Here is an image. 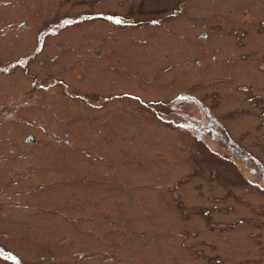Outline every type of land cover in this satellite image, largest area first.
I'll list each match as a JSON object with an SVG mask.
<instances>
[{"label":"rangeland","instance_id":"374dc122","mask_svg":"<svg viewBox=\"0 0 264 264\" xmlns=\"http://www.w3.org/2000/svg\"><path fill=\"white\" fill-rule=\"evenodd\" d=\"M0 246L264 264V0H0Z\"/></svg>","mask_w":264,"mask_h":264},{"label":"flooded vegetation","instance_id":"af4514ba","mask_svg":"<svg viewBox=\"0 0 264 264\" xmlns=\"http://www.w3.org/2000/svg\"><path fill=\"white\" fill-rule=\"evenodd\" d=\"M45 1H50L51 4H54L55 3V0H45ZM54 6L51 7L50 11L53 9ZM101 12V11H100ZM88 13V12H86ZM80 14V13H79ZM79 14L75 15V14H61V16H59L57 19L58 21L57 22H49L51 24H49L47 21L44 25V27H41L40 29H43V30H39L38 33H37V37H36V46H38L40 49H42V47L44 46L45 42H46V38L48 33L50 34H54V33H58L59 35H67V33H63V32H60V30L68 25H72L76 22H82L80 21V19H77L75 17H77ZM93 16H98V18H102V20L105 19L106 17V13L105 12H102V14H98V12H93ZM14 25V24H13ZM7 27V31H9L11 28H10V24L6 25ZM17 26L18 27H21V26H28L27 22H26V19H21L18 23H17ZM44 30H47V32H45ZM6 31V32H7ZM4 33V31H3ZM44 35H46L44 37ZM203 36L205 37L206 36V33H203ZM26 56H29V55H24L22 56V58L26 57ZM95 61V60H93ZM3 72H6L4 70H2ZM0 249H3L1 246H0ZM2 253V252H1Z\"/></svg>","mask_w":264,"mask_h":264}]
</instances>
